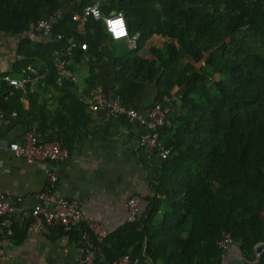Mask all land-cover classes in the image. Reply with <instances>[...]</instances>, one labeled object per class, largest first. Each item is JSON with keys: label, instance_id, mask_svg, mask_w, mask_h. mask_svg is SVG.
I'll return each mask as SVG.
<instances>
[{"label": "trees", "instance_id": "1", "mask_svg": "<svg viewBox=\"0 0 264 264\" xmlns=\"http://www.w3.org/2000/svg\"><path fill=\"white\" fill-rule=\"evenodd\" d=\"M92 1L0 0V23L13 35L27 32L39 19L62 10L50 41L42 44L22 39L12 72L0 77L18 76L27 65L49 71L35 86L53 87L58 109L50 112L32 104L24 125L36 124L37 135L58 140L67 149L89 118L76 94V84L70 79H64L61 86L55 83L54 53L62 54L65 47L55 34L75 35L90 46L86 51H74V62L89 66V91L97 87L95 67L107 39L116 53L114 83L122 102L137 107L127 95L153 83L157 90L153 103L173 105L159 133L170 156L155 167L157 175L151 193L142 197L139 218L102 241L92 235L95 264H111L144 239L154 264H220L222 232L251 259L254 245L264 242L260 213L264 207V3L101 0V12L121 13L129 38L135 41L134 47L124 46L117 55L116 42L101 19L88 16L83 34L77 33L78 20L73 17L81 15ZM153 36L160 38L148 51L150 60H143L137 52ZM223 66H231L229 73L216 78ZM175 87L181 90L179 95L172 93ZM11 89L0 80L1 110L13 107L24 112L21 91L5 99ZM33 91L28 87L25 94ZM157 209L163 211L159 222L153 216ZM82 227L48 229L52 238L67 235L78 244ZM5 238H13L7 229L0 241Z\"/></svg>", "mask_w": 264, "mask_h": 264}, {"label": "crops", "instance_id": "2", "mask_svg": "<svg viewBox=\"0 0 264 264\" xmlns=\"http://www.w3.org/2000/svg\"><path fill=\"white\" fill-rule=\"evenodd\" d=\"M26 38L45 44L52 35L37 33L33 27L21 35H13L0 23V75L12 72L19 59V44ZM159 38H150L138 50V57L150 60L148 51ZM115 42L117 55L124 46L135 45V41L130 38ZM101 50L103 57L95 67L97 87H102L111 99L118 95L114 83L118 68L116 53L107 39L103 40ZM71 70L76 78V94L79 98L91 92L87 82L88 64L75 61ZM33 90L28 95L21 92L19 101L24 112L13 107L2 111L0 192L8 197L13 210L0 216V234L7 229L13 238L0 241V264H78L82 251L75 239L67 235L52 238L48 228L35 231L30 227L31 213L36 205L47 209L51 207L47 201L38 198L39 193L49 186L48 173L55 172L59 194L78 200L85 219L95 222L98 234L104 233L106 237L126 226L127 201L130 197L139 196L142 208V197L151 193V183L157 175L155 167L161 161L149 149L139 146L137 139L144 131L142 125L130 123L122 115L107 117L103 109L94 113L86 112L89 122L73 138L65 158L56 162L28 163L16 157L7 145L10 141H21L24 122L30 116L27 111L32 108V104L36 107L41 105L50 112L58 109V94L53 87L35 86ZM156 93L155 85L147 83L141 91L131 92L127 98L137 107H144L153 103ZM153 216L155 221H161L162 209L155 210ZM127 253L130 264H154L146 252V239L140 244H133Z\"/></svg>", "mask_w": 264, "mask_h": 264}, {"label": "built area", "instance_id": "3", "mask_svg": "<svg viewBox=\"0 0 264 264\" xmlns=\"http://www.w3.org/2000/svg\"><path fill=\"white\" fill-rule=\"evenodd\" d=\"M249 2L264 0H248ZM101 0H93L90 5L84 8L81 15H75L73 18L78 20L77 33L83 34V24L88 16L103 21L106 32L114 41H121L129 38V30L125 19L121 13H110L104 15L100 10ZM62 10H57L48 18L39 19L33 29L37 33H52L54 23L61 14ZM56 40H63L65 47L62 54L58 51L54 53L52 70L57 86H61L64 79H70L76 84V78L71 70L74 62V51L80 48L86 51L90 46L86 42H82L75 35L63 36L55 34ZM88 58L87 55H83ZM48 70L39 71L32 65H27L21 69V74L11 76L4 74L0 77L1 81L7 82L12 89L5 95V99L10 95H15L18 91L26 92L27 88L34 87L38 82L47 78ZM80 102L87 113H94L98 110H104L107 117H115L118 115L125 116L130 123L142 125L144 131L138 136L137 142L139 146L149 149L160 161L166 160L170 156V150L164 147L159 141L160 129L166 122L168 107L160 103H153L144 107H134L126 105L122 102L119 95L109 99L103 88L98 86L89 94L79 98ZM3 112L0 108V125L2 122ZM21 141H10L7 148L19 158L31 163L35 161L56 162L65 158L68 149L61 145L58 140H46L36 133V125L25 126ZM49 186L46 190L39 193L40 200L47 201L51 207L49 209L42 205H36L31 213L30 227L35 231L52 226H63L66 229L71 227L83 226L78 244L82 255L78 260V264H95V242L92 237L95 236L96 241H102L105 238L104 233L98 234L97 224L93 221L85 219L81 204L73 198H66L59 194L56 188L55 172L48 173ZM128 221L133 222L140 216L141 205L140 197L132 196L127 201ZM13 207L8 197L0 192V216L7 215L12 212ZM264 217V207L261 210ZM234 242L228 233L222 232V237L218 242L222 252ZM1 250V247H0ZM111 264H130L129 255L125 253L118 257Z\"/></svg>", "mask_w": 264, "mask_h": 264}, {"label": "water", "instance_id": "4", "mask_svg": "<svg viewBox=\"0 0 264 264\" xmlns=\"http://www.w3.org/2000/svg\"><path fill=\"white\" fill-rule=\"evenodd\" d=\"M253 257L247 258L240 247L233 243L221 254L220 264H264V242H259L252 249Z\"/></svg>", "mask_w": 264, "mask_h": 264}, {"label": "rangeland", "instance_id": "5", "mask_svg": "<svg viewBox=\"0 0 264 264\" xmlns=\"http://www.w3.org/2000/svg\"><path fill=\"white\" fill-rule=\"evenodd\" d=\"M230 69H231V66H223L222 72L220 74H216L215 77L216 78H225L227 76V74L229 73ZM172 93L174 95H179L181 93V90H179L177 87H175L172 90ZM166 106L168 107V109H171V107H173V105H171V103H167Z\"/></svg>", "mask_w": 264, "mask_h": 264}]
</instances>
